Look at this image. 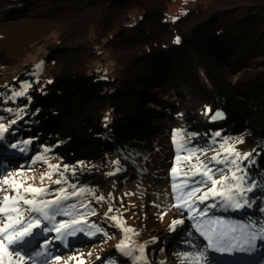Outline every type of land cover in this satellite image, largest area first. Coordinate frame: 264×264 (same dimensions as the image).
Listing matches in <instances>:
<instances>
[{
	"label": "trees",
	"instance_id": "obj_1",
	"mask_svg": "<svg viewBox=\"0 0 264 264\" xmlns=\"http://www.w3.org/2000/svg\"><path fill=\"white\" fill-rule=\"evenodd\" d=\"M171 2L0 0V28L18 33L17 45L0 48V68L9 73L0 85V124L17 119L0 140V170L50 148L46 157L69 166L70 184L116 203L120 179L129 182L133 171L157 158L163 138L180 149L178 130L198 134L197 148L238 138L240 153H252L247 172L256 183L242 222L264 225V0H206L173 21ZM25 84L30 100L11 95ZM216 111L225 116L221 123L211 119ZM25 140L32 141L26 153L10 147ZM219 200L198 207L220 204L208 216L234 212ZM103 201L88 205L100 208ZM90 220L106 242L118 239L101 213ZM172 231L181 236V228ZM57 244L54 256L66 251ZM100 258L94 264L125 259L117 247Z\"/></svg>",
	"mask_w": 264,
	"mask_h": 264
},
{
	"label": "snow or ice",
	"instance_id": "obj_2",
	"mask_svg": "<svg viewBox=\"0 0 264 264\" xmlns=\"http://www.w3.org/2000/svg\"><path fill=\"white\" fill-rule=\"evenodd\" d=\"M178 42L179 38H177ZM29 87L30 85L25 84L23 90L11 95L16 98L27 97L30 100L27 93ZM8 111L13 110L8 109ZM211 112L210 108H206V113ZM221 118L222 114L219 112L211 116L212 121ZM16 123L17 119H12L9 125L0 124V140L4 139L5 134L9 133L11 126ZM176 135L181 139L174 140V142H177L178 147L187 153L184 158L187 171L180 176L177 168L174 167L171 170L174 179L172 190L175 193L173 207L185 210L189 218L196 221V230L206 238L210 248L221 252H231L237 249L236 242L242 238L247 247H240L238 250H253L255 241L258 239L264 241V225L259 222L236 225L219 218H208L209 209L217 207L216 203L206 205L204 208L198 207L199 204H205L210 199L219 198L222 201V207L234 210L250 208L254 201L249 200L246 194L253 192L256 187L255 181L250 180L247 172L252 153L242 154L236 151L227 140L220 143L219 148H214L212 145L207 148H197L192 141L198 134L189 136L188 133L178 130ZM215 136L220 137L221 133L216 132ZM31 143V140H25L20 143H11L10 147L26 153ZM215 143L214 140L213 144ZM50 151V148L44 150L45 154ZM208 151H215L216 154L207 159H200L202 155L207 156ZM45 154L36 156L32 163L35 164L37 161L47 163ZM192 157H195L197 161L195 164L191 162ZM113 163L119 164L120 162L114 161ZM48 167L52 171L41 174L40 187L27 183L28 179H34V177L25 178L26 169L23 166L13 171L0 170V192L5 193L0 197V264H28V261H32V264H37V262L38 264H49V260L53 264H60L61 257L52 254L55 241L64 242L68 237L76 236L77 233L91 236L103 231L95 224L89 225L87 216L95 215L94 211L91 213L80 211V209L87 208L88 204L81 203L78 208L75 203H67L83 195L88 189L77 188L74 183L70 185L73 189L71 192L66 187L51 189L43 186V181L46 178L50 180L51 176L56 173H59L61 179L52 181V183L67 185L68 181L64 178V174L68 172L69 166L65 165L63 171H60L59 165H48ZM27 171H32L31 166L27 168ZM73 174H75V169H73ZM114 174L109 173V175ZM217 175L220 179L215 178ZM49 196L52 199H48ZM97 200L103 201L105 197L98 196ZM113 211L114 209L109 207L108 213ZM58 217H67V219H57ZM108 218L117 225L120 224L119 217L113 215ZM183 223L184 220H173L170 228L175 230L176 225ZM86 227L89 229L87 232H85ZM123 231L134 233L135 230L124 228ZM238 232L240 236L237 235ZM49 233H54V235L48 236ZM41 237L46 238L37 244ZM129 239L125 236V240L117 245V248L125 255L132 256L136 264H141L145 260V248L143 245L134 248L127 242ZM34 245H36L35 248ZM134 253L138 254L134 255ZM202 256L203 253L194 257L186 255L185 259L191 258L199 264ZM69 259H75V257H69ZM97 259L101 258L97 257ZM80 264L84 262L81 261Z\"/></svg>",
	"mask_w": 264,
	"mask_h": 264
},
{
	"label": "rangeland",
	"instance_id": "obj_3",
	"mask_svg": "<svg viewBox=\"0 0 264 264\" xmlns=\"http://www.w3.org/2000/svg\"><path fill=\"white\" fill-rule=\"evenodd\" d=\"M203 1L206 0H172L168 15L172 21L176 20L180 18L184 12L193 8L195 4ZM0 33L2 34L0 38V48L7 49L8 44H18V38L16 37L18 33L14 27H2L0 28ZM30 34L31 33H28L27 35ZM36 50V48L33 49V51ZM96 67L99 68V65H96ZM18 72L19 70H16L14 76H16ZM8 74V69L5 70L0 68V85L4 83L3 81L8 79ZM226 140L229 141V144L233 146L236 151H241L242 144L240 143V139L231 138ZM161 145H164V149L160 150V152L162 150L163 152L161 154L158 153V155H156L157 158H154V160L150 162L148 161V164H142L133 171L129 182L124 180L125 177L120 179L122 182L119 187L118 184L116 185L114 197H112L116 203L106 199L105 202L103 201L104 203L100 208L88 205L87 208L80 209V211L86 213H91L92 211H94L95 214L101 213L106 223H108V226L112 229V233L117 232L118 239L116 240L113 238L110 242H106L104 231H102L91 236L84 233H77L76 236L68 237L66 241L61 242V245L59 244L60 241H55L54 243H58L57 246H62L63 249L66 250L58 254L61 257L60 264H65V261H67V264H80L81 261H83L84 264H94L95 259L97 257H102L107 249L116 248L117 245L121 244V242L125 240V236L130 238L127 242L132 244L134 248L139 245L144 246L145 260L141 262V264H196L195 260L191 258L185 259V256L194 257L201 253H203V256L199 264H264V241L259 239L255 241V248L251 251L238 250L240 247H247L242 238L236 242V250L231 252L214 250L208 246L206 238L200 235L196 230V221L190 219L186 211L183 212L179 211V209H174L175 207H173V204L175 203V199L171 197L172 194H175L172 190L174 179L171 170L174 167L177 168L178 175L180 176L187 171L184 162L187 153L183 152L181 149H177L173 141L169 140V137L163 138ZM215 154V151H209L207 156L202 155L200 159H207ZM38 155L39 154L34 155L27 163H23L24 160L23 162H18L17 165L11 168L12 170L9 169V171L19 169L23 166L26 169L24 177H34V179H28L27 183L37 187L41 186V174L52 171L48 165H59L60 171H63L64 168L62 164L55 158L46 157L47 163L37 161L33 164L32 161ZM177 157H180V159H177ZM191 162L193 164L197 162L195 157H192ZM29 166H31L32 171H27ZM67 177L68 176L64 174V178L67 179ZM215 178L220 179V176L217 175ZM58 179H61L59 173L53 174L50 180L46 178L43 181V186L50 187L51 189L66 187L69 192L73 191L68 179L67 185H56L52 183V181ZM176 182L179 183V181ZM4 194L5 193L0 192V197ZM85 194L84 197L83 195L75 197L67 201V203H75L79 208L81 203L89 204L100 196L90 190L86 191ZM48 199H52V197L49 196ZM216 200H218V198ZM261 203L264 208V200H262ZM216 204L218 206L220 205L218 203ZM109 207H112L114 211L108 213ZM243 211L244 209L234 210L232 213L226 212L222 215L208 216V218H219L236 225L247 224L244 221V223L242 222L245 215L242 216L240 213ZM113 215L120 218L119 225L108 218V216ZM92 216L94 215L89 214L87 216L89 225H100L94 220H90ZM57 219H67V217H58ZM173 220H184L183 224L176 225L175 227L182 229L181 236H176V233L170 228ZM249 223H255V221H250ZM124 228H132L135 231L134 233H125L123 231ZM88 230L89 229L86 227L85 232ZM183 232H185V235L187 234V237L184 236ZM51 235H54V233L48 234V236ZM237 235L240 236V233L238 232ZM157 238L162 241L159 243ZM182 238L183 241L179 243L178 240H182ZM189 238L194 239L191 245L186 244L190 240ZM138 239L140 242L137 241ZM174 243L182 245L177 247ZM260 251H263V253H261L259 260H252L251 257ZM121 254L125 258L121 260L122 264H136V262H133L131 259L132 256L125 255L122 251ZM135 254L138 253H134V255ZM69 257H75V259H69ZM255 257H258V254ZM28 264H32V261H28ZM49 264H53V262L49 260Z\"/></svg>",
	"mask_w": 264,
	"mask_h": 264
},
{
	"label": "water",
	"instance_id": "obj_4",
	"mask_svg": "<svg viewBox=\"0 0 264 264\" xmlns=\"http://www.w3.org/2000/svg\"><path fill=\"white\" fill-rule=\"evenodd\" d=\"M216 112H219V113H221L222 114V118L221 119H217V120H215V121H213L214 123H221L223 120H224V118H225V116H224V114L221 112V111H216ZM215 112V113H216ZM214 113V114H215Z\"/></svg>",
	"mask_w": 264,
	"mask_h": 264
}]
</instances>
